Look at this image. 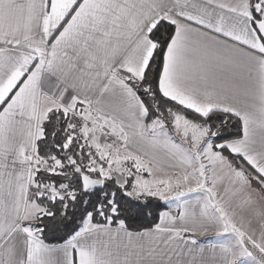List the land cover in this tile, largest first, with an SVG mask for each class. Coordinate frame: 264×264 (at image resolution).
<instances>
[{
	"label": "snow or ice",
	"instance_id": "1",
	"mask_svg": "<svg viewBox=\"0 0 264 264\" xmlns=\"http://www.w3.org/2000/svg\"><path fill=\"white\" fill-rule=\"evenodd\" d=\"M0 264H264V0H0Z\"/></svg>",
	"mask_w": 264,
	"mask_h": 264
},
{
	"label": "rangeland",
	"instance_id": "2",
	"mask_svg": "<svg viewBox=\"0 0 264 264\" xmlns=\"http://www.w3.org/2000/svg\"><path fill=\"white\" fill-rule=\"evenodd\" d=\"M253 227L258 229L259 228V223L258 222H254Z\"/></svg>",
	"mask_w": 264,
	"mask_h": 264
}]
</instances>
